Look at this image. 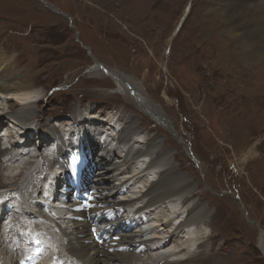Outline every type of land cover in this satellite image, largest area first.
Listing matches in <instances>:
<instances>
[{
    "label": "rangeland",
    "instance_id": "374dc122",
    "mask_svg": "<svg viewBox=\"0 0 264 264\" xmlns=\"http://www.w3.org/2000/svg\"><path fill=\"white\" fill-rule=\"evenodd\" d=\"M209 4L216 5L212 0H0V58L10 59L0 78L22 71L18 80L40 92L36 118L29 124L35 132L47 122L62 133L66 130L60 126L68 124L72 135H79L76 122L69 121L74 110L82 118L90 112L91 118L113 117L114 122L133 117L142 136L138 146L158 137L161 149L173 157L171 166L197 184L189 203L206 205L212 214L210 229L198 228L211 235L201 244L209 250L200 251L205 258L197 263L264 264L258 247L260 230L264 233V66H252L245 54L228 60L210 56L203 42L211 35L197 29L213 9ZM232 8L223 18H240L242 8ZM95 64L159 108L181 142L119 94L115 80L91 71ZM11 121L3 134L11 133ZM260 139L256 157L240 166L241 155ZM44 149L45 160L27 157L0 168L9 179L0 184V194L10 190L21 197L26 177L35 187L48 169ZM9 168L22 173L13 181ZM115 178L113 184L121 179ZM142 179L136 186L131 180L126 195L143 192L144 180L153 178ZM161 217L152 216L149 224L157 225Z\"/></svg>",
    "mask_w": 264,
    "mask_h": 264
},
{
    "label": "bare ground",
    "instance_id": "6f19581e",
    "mask_svg": "<svg viewBox=\"0 0 264 264\" xmlns=\"http://www.w3.org/2000/svg\"><path fill=\"white\" fill-rule=\"evenodd\" d=\"M212 1L216 5L209 4L213 9L211 8L200 19L199 25H197V29L205 37H210L211 35L210 38L212 40L205 38L203 42L206 48L210 49L208 50L210 56H215L217 60H223L224 58L228 60V58L233 59L245 54L248 56L247 58L252 66H264V0ZM233 5H239L242 8L240 18L237 16H229L227 19L223 18L222 15H224L226 9L229 8L232 11ZM166 18L169 17L167 16ZM256 38L259 41L255 40ZM248 49H250V52L246 51ZM9 60L3 57L0 58V75L8 68L7 63ZM100 66V64H95L90 70L94 71V73L97 70H101L103 73L105 71V75L115 80L119 94L128 100L134 101L136 108L142 114L159 124L161 129L165 131L170 130L175 139L181 142L177 133H174L175 131L171 123L159 108L144 98L138 90L132 88L122 79H118L117 76H110ZM252 66L245 67L253 72ZM22 75V71H16L5 79L0 78V126L4 127L7 121L10 122L12 120L14 126L23 127L22 132L17 131L13 134H7L8 131H6V140L8 142L6 145L1 144L2 146H0V168L9 167L18 161V163H23L24 159H20L22 157H28L29 161L30 159L38 160L40 157L45 160L46 156H43L42 152L44 148L42 149V147H45V139L48 137L52 139L51 144L57 146L55 158L62 159L65 157V152L67 149L70 150V143H72L70 140L67 141L68 144H65L63 141L64 135L69 136V134L74 133V130L68 129V124H61L62 126H60L66 130L65 132L62 130L63 134L56 130L54 125L45 122L44 130L39 127L37 128L39 130V133L37 132L38 136L34 135L33 139L28 138L27 129L31 128L28 125L36 118L35 108L37 106L34 104L39 103L41 94L35 89L33 83L19 81ZM13 103L17 104V106H14ZM79 115L74 110L70 114L71 119L69 121L73 120V122H76L77 132H80L79 135L83 138L81 144L88 145L89 151H85L87 162L83 160L81 163L78 162L77 165V171L81 174L80 177L84 182L79 186L78 193L84 200L86 195L84 188L87 187L88 193L93 191V195L98 196L97 203L105 206V208L98 210L90 209L86 211L88 215L97 211H104L107 208H114V219H119L118 223H121V229L110 233L112 243H104L98 246L92 239L88 219L87 217L85 218L83 211L84 203L80 206L77 205L76 198L71 192V187L67 181H63V177H56L55 179L61 191L56 192L52 189V192H54L52 195L54 203L52 204L58 205L59 208L54 207V210L57 211L54 212L51 218L48 216L44 218L45 214L43 213L42 206L37 200L36 191L34 192L35 187L26 183L28 180L26 177L20 189V198L24 207H20L21 210L16 213L12 210V215H4L3 220L5 221L7 218V222L4 224L1 218L0 228L2 224L5 226L8 223L14 224V226L5 233L6 236L0 233V243L4 244L5 239L9 238L10 240V237H15L13 241L15 243V240H17L16 236H19L16 229L21 228H17V226L21 224L23 218L27 219L29 225L25 227V230L31 231L35 218L41 217L46 220L44 223H41L44 231L51 230L57 232H48L46 234L48 239H53L52 253L60 254V256L64 253L66 260L75 258V260L85 264H114L112 263L113 261L116 264H194L195 262H199L200 259L205 258L200 251L204 253L209 248L207 247L202 250L201 244L205 242V239H209V235L211 234H202V232L198 231V228L210 229L212 214L206 205L197 202L189 203L190 199L194 196L193 193L196 190L197 184L185 174L178 173L176 166H171L173 157H168V152L161 149L159 138L152 137L143 146H138V139H141L142 136L137 133L138 121L133 117H127L124 121L118 120L114 122L113 117L108 120L100 117H95L96 119L91 118L90 112L85 115L86 118L83 117L84 119ZM78 119L82 121L80 122ZM105 126H108V129ZM108 131L110 133H107ZM44 134H47V136H44ZM101 135H104L103 141L100 140L99 136ZM262 140H258L241 155L239 159L240 166L256 157V149ZM37 145L38 147L36 148ZM3 146H8L9 148H4ZM31 151H34L33 154H31ZM87 153H92L93 155H88ZM120 154H122L123 158L119 156ZM29 161L26 164L24 162L26 168L30 167L29 164L32 163V161L30 163ZM52 163L49 160L48 169ZM23 166H20L19 169H22ZM19 169H8V172H14L13 181L16 179L14 175H17L19 172L22 173ZM3 176L0 172V184H5L9 180L8 177L5 178ZM116 176H120L121 179L116 184H113ZM142 178L153 179L151 181L144 180V191L138 193L141 198H144L143 205L141 207L136 206L138 207L136 209L137 213L146 214V212L150 211V215L157 216L158 214H162V217L157 220V225L151 226L148 224V221L144 226H135L133 229L130 228L133 220L130 222V219H126V214L117 213L119 209L133 206V203L124 200L125 198H123L125 202H120L116 195H121V187L130 186L131 180H136L134 184L136 186ZM4 192L7 193L10 190ZM74 205L77 210L73 211V213L70 208ZM5 212H7L5 208L0 209V215H3ZM18 212L20 213L19 215L17 214ZM69 216H73V218L70 219ZM107 222L111 221L107 220ZM128 228L130 229L129 231L127 230ZM38 232L40 234L41 231L38 230ZM259 235L258 247L264 256V233L260 232ZM22 236L24 237V234ZM22 236L19 237L20 241L18 242L19 247L24 249L27 238L25 237L26 239L24 240ZM116 239L119 240V245L131 248V250L127 252L117 251L116 247H114ZM170 245H173L171 251H165L164 249H168ZM8 249H10V246H8ZM29 251L35 254L38 253L36 249ZM49 252L51 254V251ZM0 254L4 256L5 264H16V252L8 255L7 250L3 248ZM36 258L40 257L36 256ZM195 259L197 260L195 261ZM42 261L44 262V260ZM227 261L228 259L224 263L222 260L217 259L212 260V263L210 262L209 264H227Z\"/></svg>",
    "mask_w": 264,
    "mask_h": 264
},
{
    "label": "water",
    "instance_id": "95a60500",
    "mask_svg": "<svg viewBox=\"0 0 264 264\" xmlns=\"http://www.w3.org/2000/svg\"><path fill=\"white\" fill-rule=\"evenodd\" d=\"M260 232H262V230H260Z\"/></svg>",
    "mask_w": 264,
    "mask_h": 264
}]
</instances>
